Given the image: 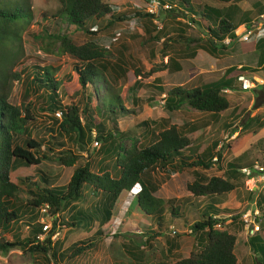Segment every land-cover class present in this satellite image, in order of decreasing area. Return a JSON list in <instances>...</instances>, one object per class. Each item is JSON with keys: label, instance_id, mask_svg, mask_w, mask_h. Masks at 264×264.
Returning a JSON list of instances; mask_svg holds the SVG:
<instances>
[{"label": "rangeland", "instance_id": "374dc122", "mask_svg": "<svg viewBox=\"0 0 264 264\" xmlns=\"http://www.w3.org/2000/svg\"><path fill=\"white\" fill-rule=\"evenodd\" d=\"M4 1L10 5H26L31 13V18L20 31V48L10 66V72H18V75L6 78L4 82L0 80V85L7 92V100L19 106L20 110L28 107L31 111L32 120L27 122L30 137L39 140L41 145H47V140H51L55 153L59 152L57 150L75 153L76 163H84L88 158L91 171L106 170L116 177V155L154 142L157 129L152 120L163 118L166 121L158 124H174L189 139L186 151L201 153L211 163L206 168L186 166L168 177L157 170L152 172L159 185L154 195L163 203L162 226L159 228L155 224V216L144 215L135 203L138 190L136 184L130 190L118 194L106 222L100 218L104 196L99 191L93 192L88 185H83L80 196L65 205L57 221L68 220L77 211H83L92 215L88 223L55 226L50 237L49 253L30 252L26 246L16 245L0 253V264H109L110 261L111 264H136L135 257L132 259L125 251L126 246L134 244L136 256L139 259L144 257L148 264H170L186 256L194 244L190 224L201 216L203 210H207L205 205L208 198L191 196L185 183L199 174L206 177L224 176L225 165L231 160L238 159L240 163H248L250 166L254 163L264 164V57L261 59L258 50L249 46L264 36V16L260 15L264 14V0H190L191 12L195 17H200L198 12L202 7H212L218 8L221 13L230 10L235 23L240 21L243 14L252 23L246 39L239 35L224 49L213 53L200 47L194 49L193 42H185L179 37L203 43L208 34L202 24L190 22L187 15L166 11L157 1L102 0L112 6L115 14H121L122 18H88L83 28L70 24L65 15L58 13L59 0ZM167 3L173 4V1ZM257 8L262 11L257 12ZM61 35L74 44L93 41L103 50L102 57L92 63L96 68L106 63V81L101 84L93 80L92 101L100 106L107 86L120 96L122 106L127 108L123 111L124 115L114 118L115 126L123 135L113 139L115 149L112 151H105L102 146L106 144L92 135L80 149L74 138L62 132H50L49 126L54 128L61 116L55 112H61V109H45V93L41 88L28 91L27 80L33 75V65L50 66L53 68V78L58 81L54 90L55 97L61 104L78 103L81 87L73 66H82L84 61L66 52H56L59 44L57 36ZM116 63L119 69L115 73L110 64ZM159 64H166L167 67L144 77L133 74L137 68L146 72ZM23 66L26 67L19 70ZM230 66H242L241 74L252 82L262 78L263 83L241 90L237 80L233 79L234 87L222 93L228 100V107L220 114L212 115L197 110L185 102L174 109L163 106L164 94L156 86L165 90L176 85L184 88L201 85L218 78ZM105 124L108 127L110 119L105 120ZM50 136H54V139ZM17 138L21 142L22 136L17 135ZM20 167L16 182L18 190L13 200V206L18 208L19 220L10 223L4 237L8 240L31 237V227L38 225L41 231L37 238L41 240L51 228L52 220L39 212L38 207L26 204L31 196L28 190L34 189V185L29 182L40 179L38 184L42 185L41 177L45 175L48 184L63 187L73 166L66 167L55 160L42 159L36 165L24 166L21 163ZM23 175L30 177L24 180ZM232 181L233 189L218 195L221 202L217 206L224 211L217 216L224 217L227 230L235 233V264H264V256L253 252L248 245L247 238L251 232L245 231L240 218L241 213L254 207L257 209L258 228L253 233L264 243V177L253 173L252 178H247L239 169ZM170 204L175 208L176 218L168 216ZM236 213L238 217L230 221L228 216ZM45 223L48 226L43 229ZM96 229L100 234L94 236L90 248L72 258L60 257L68 245L91 236Z\"/></svg>", "mask_w": 264, "mask_h": 264}, {"label": "trees", "instance_id": "16d2710c", "mask_svg": "<svg viewBox=\"0 0 264 264\" xmlns=\"http://www.w3.org/2000/svg\"><path fill=\"white\" fill-rule=\"evenodd\" d=\"M163 1H173V4L171 3V6L165 9L166 11L181 16L187 15L190 22H198L204 26L208 34L203 39L205 43H199L183 36L179 37L185 42H193L194 49L200 47L209 53L224 49L252 24L248 21L246 14H243L240 21L235 23L231 18V11L228 9L221 13L218 8L202 7L198 12L200 17H195L191 12L190 0H158V3L161 4ZM59 2L58 13L65 15L67 21L77 28H83L84 22L88 18L106 17L112 20L122 18L121 14L113 12L111 5L102 0H59ZM257 10V12L262 11L258 8ZM135 13L139 14L138 12ZM30 18L31 13L26 5H10L8 2L0 0V80L2 82L6 78H15L18 75V72H10V66L20 48V31ZM225 37L228 38L226 43L223 42ZM57 38L59 40L56 48L57 53L66 52L73 58L84 61L82 66L72 65L73 72L76 74L81 87L78 103L61 104L55 97L54 90L58 81L53 78V68L50 66L33 65V75L27 80L28 91L33 92L41 88V91L45 93V101L43 100L45 109L50 111L56 108L61 109V116L56 126L54 128L49 126L50 132H62L71 139L74 138L81 149L86 140L91 137L90 131L93 129L95 137L106 144L102 146L104 150L112 151L115 149L113 139L123 135V132L115 126L114 118L124 115L125 112L123 111H126L127 108L122 106L120 96L110 91L107 86L100 102L102 106L92 101L94 95L93 88H91L93 80L95 79L101 84L106 81L104 72L106 63L99 65L98 68L92 63L93 60L102 57L103 50H100L93 41L74 44L64 35L57 36ZM168 39L171 40L172 38ZM249 46L258 50L260 58L263 59L264 36L257 38ZM192 53L193 49L190 55ZM95 62L98 63L99 61ZM25 67L23 66L19 70H23ZM110 67L115 73L116 69H119L117 63L110 64ZM165 67H167L166 64H159L146 72H141L137 68L133 74L135 76L141 74L144 77ZM176 67L178 66L176 65ZM242 70V66L238 68L230 66L218 78L204 83L207 85L201 84L189 88L176 85L165 90L160 86H156V88L164 94L162 100L165 108L174 109L185 102L197 110L209 112L212 115L220 114L228 107V100L222 94L223 89H232L234 87L233 79L235 80ZM109 119L111 124L107 127L105 120L108 121ZM29 120H32L29 108L24 107L23 110H20L19 106L11 104L7 100V92L0 85V253H5L16 245L26 246L30 252L49 253L51 248L50 237L55 226L65 227L88 223L92 219V215L83 211H77L68 220L57 221L59 212L65 205L80 196L83 185H88L93 192L99 191L104 196L100 208V218L102 222H106L110 218L111 208L118 194L122 190H130L136 184L138 190L135 193V203L144 215L155 216V224L159 228L162 226L163 203L160 198L154 195L159 185L158 181L153 178L152 172L157 170L163 173L164 177H168L186 166L206 168L211 163L209 158H204L201 153L186 151L189 139L174 124H158L160 121H166L160 118L157 121L152 120L157 129V139L154 142L116 155L114 165L117 176L114 177L106 170L91 171L88 158L84 163H76L77 154L75 153L61 150H57L59 152L55 153L51 140H47V145H41L39 140L29 136L27 123ZM17 135L22 136L21 142L18 141ZM50 138L53 140L54 136H50ZM39 148L41 149L40 152L38 151ZM217 156L219 158V153ZM42 159H52L66 167L73 166L63 187L48 184V178L45 175L41 177L42 185L38 184L40 179L29 182L34 185V189L28 190L31 196L26 200V204L38 207L39 212H41L42 207L45 208V211L41 213L51 217V228L41 240L37 238L41 231V227L38 225L31 227L33 232L31 237L27 236L22 240L17 238L8 240L4 237V233L10 227V223L19 220L18 208L13 206L15 193L18 190L17 171L21 169V163L24 166L36 165ZM247 164L240 163L238 159L231 160L225 165L224 176L211 175L206 177L199 174L185 183L186 190L191 196L208 198L205 205L207 210H203L201 216L190 224V234L194 244L188 254L179 257L170 264H235L236 257L233 252L235 233L227 230L224 217L217 216L219 212L224 211L219 210L217 206L221 202L218 195L233 189L232 177L241 167L250 166ZM22 177L27 180L30 175H23ZM174 209L172 204L168 205L170 218L175 217ZM228 217L230 221H233L238 217V214H230ZM253 232L248 236L247 243L253 252L264 256V243ZM98 234L100 231L96 229L91 236L71 243L60 253V257L72 258L87 250L92 246L94 236ZM135 246L136 244L126 246L125 251L132 259L135 257L136 264H148L144 257L139 259L138 255L136 256Z\"/></svg>", "mask_w": 264, "mask_h": 264}, {"label": "built area", "instance_id": "2783aa9c", "mask_svg": "<svg viewBox=\"0 0 264 264\" xmlns=\"http://www.w3.org/2000/svg\"><path fill=\"white\" fill-rule=\"evenodd\" d=\"M152 1L153 2L157 1V3H158V0H152ZM154 4H156V3H154ZM161 5H162L163 9H167V8H169L171 6L169 3H167V1H163L161 3ZM260 15L264 16V14H260ZM250 28L251 27H249L244 32H242L241 36H242L243 39H246L248 33L250 32ZM227 41H228V39L225 37L223 39V42H227ZM236 79H237V81L239 83V86H240L241 90H246V89H249L251 87H254L255 85H259V84L263 83V79L262 78H258L256 81L253 80V82H252V81L249 80V78L245 77L244 74H239ZM251 85H254V86H251ZM227 90L228 89H223L224 92H226ZM55 114L57 116H59L60 112L57 111V112H55ZM91 135L94 136V131L93 130H91ZM93 143L95 145L96 141L94 140ZM240 171L245 176L252 175L253 173H256V174H261V176L264 177V165H261V164H258V163H254L251 166H243V167L240 168ZM40 210H41V212H43V211H45V208L42 207ZM257 214H258L257 209L248 210V211L243 212L241 214L240 217H241V220L243 222V226L245 228V231L252 232L253 230L258 228V225L256 223ZM44 215H46V214H44ZM47 226H48V224L45 223V224H43L42 228L44 229ZM37 237H38V235H37Z\"/></svg>", "mask_w": 264, "mask_h": 264}, {"label": "clouds", "instance_id": "9594fccd", "mask_svg": "<svg viewBox=\"0 0 264 264\" xmlns=\"http://www.w3.org/2000/svg\"><path fill=\"white\" fill-rule=\"evenodd\" d=\"M59 112H60V111H59ZM59 116H60V114H59ZM91 130H93V129H91ZM93 131H94V130H93ZM90 132H91V131H90ZM94 136H95V132H94ZM252 165H253V164H252ZM255 174H256V173H255ZM243 175H244V174H243ZM244 176H245V175H244ZM246 177H247V178H252V175H247ZM253 209H256V208L254 207ZM241 214H242V213H241ZM46 216H47V215H46ZM240 216H241V215H240ZM47 217L49 218V216H47ZM240 218H241V217H240ZM50 219H51V217H50ZM50 221H51V220H50ZM256 223H257V220H256ZM255 230H256V229H255ZM255 230H253V231H255ZM253 231H252V232H253ZM252 232H251V233H252Z\"/></svg>", "mask_w": 264, "mask_h": 264}, {"label": "crops", "instance_id": "0c3cea01", "mask_svg": "<svg viewBox=\"0 0 264 264\" xmlns=\"http://www.w3.org/2000/svg\"><path fill=\"white\" fill-rule=\"evenodd\" d=\"M122 191H126V190H122ZM113 213V212H112ZM109 264H111V261L109 262Z\"/></svg>", "mask_w": 264, "mask_h": 264}]
</instances>
